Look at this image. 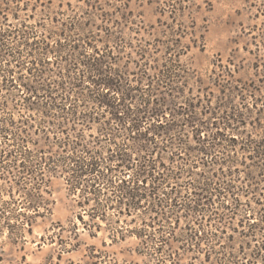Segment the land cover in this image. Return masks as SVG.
I'll list each match as a JSON object with an SVG mask.
<instances>
[{
	"label": "trees",
	"instance_id": "1",
	"mask_svg": "<svg viewBox=\"0 0 264 264\" xmlns=\"http://www.w3.org/2000/svg\"><path fill=\"white\" fill-rule=\"evenodd\" d=\"M77 1L86 9L78 12L67 2V10L73 11L67 14L61 0L55 7L51 0H0V177L6 173L4 180L10 181L13 172L32 173L37 190L45 183L44 168L49 178L60 168L68 173L72 193L79 191L78 205L90 220L105 218L109 209L117 217L149 213L153 218L142 222L140 232L154 224L170 232L168 220L178 214L205 219L207 213L211 219L221 209L234 215L240 206L235 196L244 193L236 185L242 178L238 167L254 166L264 175V137L245 130L248 125L264 130L261 118L252 115L264 109L257 96L262 87L241 80L230 88L221 86L222 77L231 78L233 72L219 58L221 73L214 70L210 79L220 87L218 99L212 101L213 92L207 90L203 98L180 101L187 82L179 59L188 46H164L157 40L152 54L150 43L133 46L112 28L136 24L130 0H115L119 5ZM28 9L30 14L21 20L20 12ZM98 11L101 24L82 21ZM259 14L264 16V0ZM36 15L34 23L26 22ZM260 36L264 39V20ZM160 47L163 60L153 56ZM255 67L259 73V64ZM195 83L202 89L203 80ZM247 96L250 104L244 102ZM33 136L42 142L35 162L29 160ZM53 147L60 153L47 155ZM197 168L201 172L196 174ZM244 175L242 180L251 185L255 177ZM181 184L193 186L190 201L188 193L176 191ZM178 198L187 201L181 204ZM90 200L92 212L85 209ZM256 203L258 211L245 213L239 231L248 249L252 247L249 255L240 248L249 257L247 264H264V201ZM244 206L251 209L249 203ZM78 219L82 221V214ZM202 235L200 241L207 237Z\"/></svg>",
	"mask_w": 264,
	"mask_h": 264
},
{
	"label": "rangeland",
	"instance_id": "2",
	"mask_svg": "<svg viewBox=\"0 0 264 264\" xmlns=\"http://www.w3.org/2000/svg\"><path fill=\"white\" fill-rule=\"evenodd\" d=\"M51 1L52 7L60 2ZM61 1L63 10H67V2L78 12L86 9L85 4L77 0ZM106 2L117 5L121 3L99 0L102 5ZM261 2L130 0L129 10L133 12L132 19L136 24L123 22L120 27L113 25L112 28L118 30L133 46L150 43L152 54V47L157 40H161L164 46L177 42L178 45L180 43L181 46L189 47L187 53L179 59L187 82L185 97H180V101L187 97L203 98L207 90L213 92V96H210L212 101L218 99L220 87L213 85L210 79L215 76L214 70L221 73L216 63L219 58L233 72L231 78L222 77L225 79L224 84L222 79L219 81L221 86L230 88L238 83L237 80L246 84L255 81L256 85L262 87L257 96H261L264 101V49L261 46L264 39L260 36L264 16L258 15ZM106 6V10H112ZM66 13L73 14V11L68 9ZM98 13L84 15L82 21L101 24ZM28 14L29 9L21 11V20L27 18ZM39 16L26 19V22L34 23ZM8 22L17 24L14 20ZM256 44L261 47L259 52ZM153 56L163 60L166 57L164 48L160 47ZM255 64H259V73L256 72ZM197 78L204 82L202 89L195 83ZM244 102L250 104L251 99L247 96ZM252 115L260 117L264 127V109L259 112L256 110ZM245 130L256 135L255 138L264 137V130L253 131L251 125L245 127ZM239 132L243 135V128ZM38 139L33 136L28 145L32 149L29 160L33 162L37 160L36 149L42 144L40 140L39 143L35 142ZM58 153L60 149L53 147L47 155ZM247 162L252 164L250 160ZM196 170V174L201 172L200 168ZM238 170L242 178L236 185L241 186L244 193L239 191L235 196L240 206L234 215L221 209L220 218L212 216L209 219L207 213L205 219L194 214L187 217L178 214L179 219L172 216L168 220L173 228L170 232L167 227L157 229V224L153 227L145 225V232H140L142 222L149 224L153 218L149 213L117 217L113 215V209H109L105 212V218L90 220L78 205L80 198L76 194L79 191L75 195L72 193L66 182L68 173H62L60 168L53 171L50 178L47 168H44L41 176L45 183L37 190L34 188L36 180L32 173L13 172L9 175L10 181L4 180L7 176L4 173V177H0V264H238L240 260L247 264L249 257L246 258L240 248L244 246L247 254L251 253L252 247L248 249V240L239 231L242 229L241 222L245 221V213L256 214L260 207L257 200L264 201V175H258L260 168L254 166H239ZM249 172L255 177L251 185L247 180H242L244 174ZM196 174H193V179L198 177ZM176 189L182 196L188 193L187 199L190 201L193 186L181 184ZM227 198L226 204L230 201ZM186 201L178 198V203ZM245 203L250 204V210L244 208ZM93 204V200H90L85 209L92 212ZM79 213L82 214V221L78 219ZM198 220H202L201 226ZM83 222L88 225L85 226ZM203 233L207 237L200 241L198 237L203 236ZM251 244L253 246V242Z\"/></svg>",
	"mask_w": 264,
	"mask_h": 264
}]
</instances>
